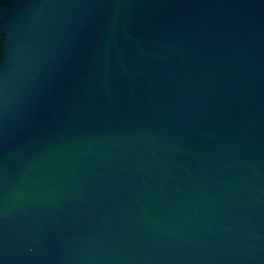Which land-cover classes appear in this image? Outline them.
<instances>
[{"label": "water", "instance_id": "95a60500", "mask_svg": "<svg viewBox=\"0 0 264 264\" xmlns=\"http://www.w3.org/2000/svg\"><path fill=\"white\" fill-rule=\"evenodd\" d=\"M0 264H264V0H0Z\"/></svg>", "mask_w": 264, "mask_h": 264}]
</instances>
